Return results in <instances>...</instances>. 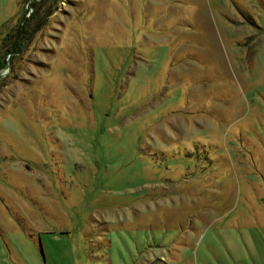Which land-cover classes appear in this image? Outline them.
Returning <instances> with one entry per match:
<instances>
[{"label":"rangeland","instance_id":"obj_1","mask_svg":"<svg viewBox=\"0 0 264 264\" xmlns=\"http://www.w3.org/2000/svg\"><path fill=\"white\" fill-rule=\"evenodd\" d=\"M9 18L0 264H264V0H23Z\"/></svg>","mask_w":264,"mask_h":264},{"label":"trees","instance_id":"obj_2","mask_svg":"<svg viewBox=\"0 0 264 264\" xmlns=\"http://www.w3.org/2000/svg\"><path fill=\"white\" fill-rule=\"evenodd\" d=\"M33 5V4H32ZM44 18H46L48 15H51L53 13V11L55 10L54 6H44ZM41 7L40 6H36V12L33 14V16L31 15H25V17H23L22 19V23L19 24V26H16L15 28V33H13V38H12V42L9 43L8 39H9V34L4 36L2 39V44H6L7 50H8V54L10 55L13 52H19L21 50H23L24 48V42L25 39L27 38V34L29 32V27L30 26V22L32 21V19L34 18V23L32 24V31H35L37 29H39L42 24V22L44 21V18H40V17H34V15L36 13H38L40 11ZM35 11V10H34ZM7 54V53H6ZM6 58V57H5ZM7 62L5 60H1L0 59V69L4 68V64H6Z\"/></svg>","mask_w":264,"mask_h":264},{"label":"crops","instance_id":"obj_3","mask_svg":"<svg viewBox=\"0 0 264 264\" xmlns=\"http://www.w3.org/2000/svg\"><path fill=\"white\" fill-rule=\"evenodd\" d=\"M22 3L23 0H0V24L2 22L0 27L3 26V19H5V23H7L10 19L9 17H12L22 10Z\"/></svg>","mask_w":264,"mask_h":264}]
</instances>
